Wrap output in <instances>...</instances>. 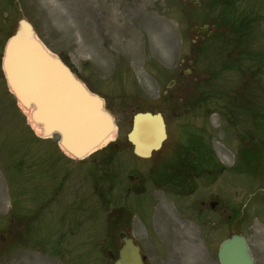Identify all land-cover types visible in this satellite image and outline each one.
Instances as JSON below:
<instances>
[{
	"label": "rangeland",
	"instance_id": "374dc122",
	"mask_svg": "<svg viewBox=\"0 0 264 264\" xmlns=\"http://www.w3.org/2000/svg\"><path fill=\"white\" fill-rule=\"evenodd\" d=\"M0 1L15 20L31 21L47 48L64 59L93 92L107 100L108 108L116 116L120 138L131 129V111L139 104L148 105L153 112H162L171 128H179L182 124L178 135L174 130L188 162L208 170L213 190L224 192L235 202L236 210L240 207L245 211L239 217L244 222L243 234L264 264V60L259 61L261 66L244 63L247 69H252L253 65L257 69L254 76L249 77L248 85L245 82V89L241 88L244 77L241 78L235 64L222 71L216 70L213 79L210 69L215 68L216 60L223 59L227 51L216 47L215 43L201 52L203 41L196 39L192 28L202 23L212 26L220 9L212 5L215 0H200L199 7L190 0ZM133 5L140 6L143 13L150 14L162 25L164 36L161 35V39L143 26L145 15L129 10ZM258 6L261 45L255 50L261 51L263 59L264 0ZM116 13L122 14L120 22L128 26L121 35L114 29ZM135 23L139 33L131 27ZM168 44L170 53L164 47L161 49L163 45L168 49ZM237 54L232 52L231 59ZM192 67L198 69L197 74L178 76L179 71H190ZM208 77L212 79L208 81ZM171 80H175L176 85L169 88ZM178 85L183 87L182 91L178 90ZM3 87L0 89V218L12 204L25 201L28 206L33 197H45L48 186L61 177L60 172L51 171L45 163L39 164L33 172L23 166V160H28V164L38 156L45 161L60 152L56 143L36 136L7 85ZM212 92L215 93L207 97ZM170 94L174 97L170 98ZM203 98L206 99L197 105ZM175 111L180 112L178 118L173 116ZM186 112L188 118L183 123ZM57 138L54 136L55 140ZM243 140L248 143L241 144ZM237 159L241 163L223 174L220 162L231 168ZM83 163H77L81 170L77 176L71 173L80 178L81 188L70 184L65 207L75 201L74 193L80 188V199L87 212L101 205L94 189H109L111 183H99L97 180L102 172L93 177L90 175L93 172L85 169ZM126 164L121 162L122 166ZM70 165L74 169L75 162ZM252 177L259 183H251ZM93 178L97 181L95 185H92ZM183 178L181 176L178 181ZM68 185L64 183V187ZM235 193L243 194L234 196ZM191 194L189 184L176 186L174 181L167 180L158 189L148 188L134 201L133 197L129 198L140 204L148 218H157L162 223L167 252L171 249L185 257L184 264H195L200 255L197 237L191 228V217L195 215ZM123 195V203L129 202L127 194ZM101 196L109 197L112 193L103 191ZM57 205L61 204L55 202L54 208ZM103 212L95 219L103 220L107 209L103 208ZM61 217L54 211L53 228L43 229L44 234H49L44 241L40 240L35 246L34 241L29 243L30 240L25 239V246L20 250H11L6 264H100L95 242L74 241L71 237L70 241H62L56 235ZM226 233L220 227L214 230L211 236L214 246ZM151 244L155 247L156 242Z\"/></svg>",
	"mask_w": 264,
	"mask_h": 264
},
{
	"label": "flooded vegetation",
	"instance_id": "af4514ba",
	"mask_svg": "<svg viewBox=\"0 0 264 264\" xmlns=\"http://www.w3.org/2000/svg\"><path fill=\"white\" fill-rule=\"evenodd\" d=\"M5 14V7L0 2V89L3 87L2 81L4 80L1 61L5 45L6 27L10 31L14 27L17 28L19 20L14 21L12 18L6 20ZM242 34L250 40L254 32L244 30ZM207 36L204 35V37ZM231 36L229 28H227L224 37L230 42ZM126 140L118 139L116 142L107 145L101 153L93 155L89 163H83L85 168L97 166L114 178L115 184L111 187L114 201L108 203L107 207L112 209L109 223L102 224L94 218L95 215L92 212L85 211L84 203L80 200L78 191H76L77 196L71 206L57 205L56 210L54 209V201L60 199L58 203L62 204L66 201L64 195L70 191V187H64V183L69 181L70 163L67 157L57 154L52 155L50 159L45 161L39 160L38 156L30 160L28 165L32 169L38 168L41 163H45L46 166L52 169L51 171L60 172L61 177H58L57 182L59 183L55 182V184L48 186L45 197H33L28 206L26 203L17 202L14 211H6L4 217L0 218V264H5L6 256L12 248L11 243H14L13 247H21V243L25 239L36 238L44 241L49 234H44L43 229L53 228L54 211L62 216L58 221V227L55 229L57 231L56 235L62 241L70 240L71 237L74 241L98 243L95 247L99 252L98 258L101 264H120L121 251L124 246L123 238L132 240L139 248L141 260L144 264H183L185 257L177 255L171 249L167 252L161 228L162 223L154 218L153 220L148 218L141 211L140 204L129 201L128 196L129 202L123 203V193L128 195L142 194L146 189V185L150 182V178L156 173L159 174V181L162 185H164L165 176L168 175L169 177H166V179L174 181L176 186L182 183L191 186L193 204L197 206L199 212V216L194 219L193 233L196 234L198 244L203 245V250L197 257L195 264H219V245L226 237L231 235L229 223L233 220L239 224L240 221L238 218H234L236 213L230 212L229 205L231 202L223 195L219 193L215 195L210 190L212 186L209 181L210 172L203 170L202 166L199 169L196 163L184 165L181 156L173 153L174 143L172 142L164 145L159 154H153L151 159L146 162L135 154L125 153L129 148V140H127L128 142ZM252 140L256 142L255 138ZM247 143L244 140L242 141L243 145ZM130 145L133 146L131 143ZM119 151H123V153H119ZM132 158H136L135 166ZM123 161L128 164L122 166L121 162ZM74 167L77 168L78 164L75 163ZM181 176H184L183 181H178ZM213 203L218 204L216 208H212ZM214 214L218 219L216 223L213 222ZM222 226L227 229L228 233L225 238L220 242H216L214 246L215 243L213 244L211 238L213 230ZM151 242H156L155 247ZM214 247L217 250H214ZM253 256L256 264H262L261 257L254 253Z\"/></svg>",
	"mask_w": 264,
	"mask_h": 264
},
{
	"label": "water",
	"instance_id": "95a60500",
	"mask_svg": "<svg viewBox=\"0 0 264 264\" xmlns=\"http://www.w3.org/2000/svg\"><path fill=\"white\" fill-rule=\"evenodd\" d=\"M4 68L10 88L25 108L32 109V120L41 127L42 136L59 133L61 145L75 158L86 157L113 134L114 117L105 110L104 101L46 50L27 20L20 22L7 45ZM139 109L145 114L135 117L130 139L137 154L148 156L166 139L165 124L161 115ZM123 254L128 263L134 255L130 241ZM219 258L221 264H254L247 239L239 235L222 243Z\"/></svg>",
	"mask_w": 264,
	"mask_h": 264
},
{
	"label": "bare ground",
	"instance_id": "6f19581e",
	"mask_svg": "<svg viewBox=\"0 0 264 264\" xmlns=\"http://www.w3.org/2000/svg\"><path fill=\"white\" fill-rule=\"evenodd\" d=\"M129 10L133 12H135L136 14H141V15H145V19L143 22V26L146 27L148 29L149 32H151L152 35L154 34H157L158 36V39L160 38L161 39V35L164 36V33H163V30H162V25L160 23H158L156 20L153 19V17L150 16V14H146V13H143L140 6H137L135 7V5L129 7ZM122 19V14H119V13H116L114 14V29L115 31L118 33V34H123V32L128 28L127 25L125 24H122L120 22V20ZM131 27L137 32L139 33L140 30H139V27H138V24L135 23L133 25H131ZM141 27H142V24H141ZM137 44V43H136ZM153 45V44H152ZM155 46L153 45V48ZM166 49L168 51V53L171 52L170 50V45L168 44V49L163 45L161 47V49ZM25 113L27 114L28 118L30 119V122L33 126V128L35 129V131L38 133V134H41V128L39 126H36L34 123H32L31 121V110H27V109H24ZM113 137H111L109 140H112ZM108 140V141H109Z\"/></svg>",
	"mask_w": 264,
	"mask_h": 264
}]
</instances>
